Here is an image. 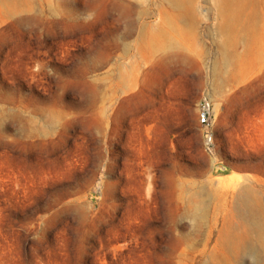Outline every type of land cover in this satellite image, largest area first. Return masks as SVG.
I'll return each mask as SVG.
<instances>
[{"label": "rangeland", "instance_id": "rangeland-1", "mask_svg": "<svg viewBox=\"0 0 264 264\" xmlns=\"http://www.w3.org/2000/svg\"><path fill=\"white\" fill-rule=\"evenodd\" d=\"M246 187L264 0H0V264H264Z\"/></svg>", "mask_w": 264, "mask_h": 264}, {"label": "bare ground", "instance_id": "bare-ground-1", "mask_svg": "<svg viewBox=\"0 0 264 264\" xmlns=\"http://www.w3.org/2000/svg\"><path fill=\"white\" fill-rule=\"evenodd\" d=\"M169 1H171L176 7L179 8H183L186 5V0ZM161 46L162 44L159 43L158 36L152 35L148 41L147 47H149L150 50H154ZM252 195L253 193L251 191V188L246 187L244 190H242V193L239 196L240 202L238 203L237 208L240 215L247 222L249 229L251 231H254V233H260L264 229V222L259 219V207L258 205L253 204Z\"/></svg>", "mask_w": 264, "mask_h": 264}, {"label": "built area", "instance_id": "built-area-1", "mask_svg": "<svg viewBox=\"0 0 264 264\" xmlns=\"http://www.w3.org/2000/svg\"><path fill=\"white\" fill-rule=\"evenodd\" d=\"M210 110H211L210 104L207 101H205V103L203 105V108H202V111H201V114H200V122L202 124L208 123V118H209V115H210Z\"/></svg>", "mask_w": 264, "mask_h": 264}]
</instances>
